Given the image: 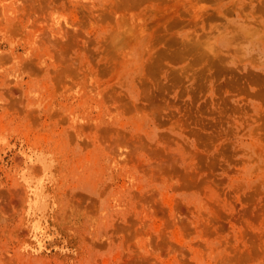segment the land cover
<instances>
[{"label": "rangeland", "instance_id": "1", "mask_svg": "<svg viewBox=\"0 0 264 264\" xmlns=\"http://www.w3.org/2000/svg\"><path fill=\"white\" fill-rule=\"evenodd\" d=\"M0 264H264V0H0Z\"/></svg>", "mask_w": 264, "mask_h": 264}, {"label": "bare ground", "instance_id": "2", "mask_svg": "<svg viewBox=\"0 0 264 264\" xmlns=\"http://www.w3.org/2000/svg\"><path fill=\"white\" fill-rule=\"evenodd\" d=\"M25 180V179H24ZM27 180V179H26ZM25 180V181H26ZM30 187V186H29ZM31 188V187H30ZM28 190H29V188H28ZM30 191V190H29ZM32 192H33V195H34V192H35V190L33 191V189H32ZM30 193V192H29ZM36 194V193H35ZM32 194H31V196H33ZM28 202H29V200H28ZM29 203H31L32 204V202L30 201ZM28 209H30V208H28ZM36 209V208H35ZM33 214V213H32ZM31 215V214H30Z\"/></svg>", "mask_w": 264, "mask_h": 264}]
</instances>
